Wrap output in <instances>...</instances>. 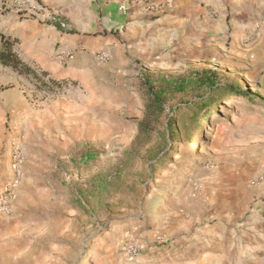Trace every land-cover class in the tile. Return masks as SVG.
Instances as JSON below:
<instances>
[{
    "label": "rangeland",
    "instance_id": "1",
    "mask_svg": "<svg viewBox=\"0 0 264 264\" xmlns=\"http://www.w3.org/2000/svg\"><path fill=\"white\" fill-rule=\"evenodd\" d=\"M34 3L49 11L85 7L77 0H0V18L32 16ZM229 42L167 67L117 73L105 91L80 84L43 95L30 79L0 69V191L13 150L24 155L11 212L0 213V264H264V73L233 54ZM201 69L248 90L254 104L226 101L203 135L166 159L171 146L155 139L128 158L142 116L141 74ZM191 96L176 95L167 107ZM86 148L98 158L82 162ZM159 157L165 160L155 166ZM128 243L140 247L133 259L122 254Z\"/></svg>",
    "mask_w": 264,
    "mask_h": 264
},
{
    "label": "crops",
    "instance_id": "2",
    "mask_svg": "<svg viewBox=\"0 0 264 264\" xmlns=\"http://www.w3.org/2000/svg\"><path fill=\"white\" fill-rule=\"evenodd\" d=\"M128 1L126 14L117 10L121 0H77L85 7L72 11L63 5L50 11L46 7L44 14L24 18L12 11L0 18V31L18 39L17 53L23 61L54 80L75 81L74 88L81 84L105 91L108 80L118 81L117 73L187 61L194 51L227 39L238 50L233 54L261 65L264 73V0H171L157 15L145 13L144 6L164 0ZM47 14L58 16L67 28L52 25ZM257 22L263 23L261 30L249 44L243 43L244 30ZM58 47L73 52L66 64L54 57ZM165 47H172L169 57L158 55ZM102 50L110 54L103 63L92 55Z\"/></svg>",
    "mask_w": 264,
    "mask_h": 264
},
{
    "label": "trees",
    "instance_id": "3",
    "mask_svg": "<svg viewBox=\"0 0 264 264\" xmlns=\"http://www.w3.org/2000/svg\"><path fill=\"white\" fill-rule=\"evenodd\" d=\"M18 44L17 38L0 31V69H7L19 77L30 79L43 95H60L66 92L69 85L76 84L75 81L49 78L45 71L23 61L17 53ZM141 78L139 91L142 116L136 124L134 139L127 150L128 158L133 156L132 152L136 147H144L155 139L157 146L161 145L166 149L171 146L170 152L164 156L166 159L176 153L177 147L193 143L197 133L203 135L210 116H220L219 111L226 101L236 99L254 104L256 100L255 95L234 81L223 82L228 78L211 69L191 70L179 77L142 73ZM189 94L193 96L185 103L167 107L174 96ZM96 158L98 153L86 148L80 160L89 163ZM161 159L163 158L155 159V166L163 164L160 163Z\"/></svg>",
    "mask_w": 264,
    "mask_h": 264
},
{
    "label": "built area",
    "instance_id": "4",
    "mask_svg": "<svg viewBox=\"0 0 264 264\" xmlns=\"http://www.w3.org/2000/svg\"><path fill=\"white\" fill-rule=\"evenodd\" d=\"M123 1L124 0H121L122 3L118 6L117 10L122 14H126L130 8L128 3L129 1L125 0V3ZM170 1L171 0H164L163 2L157 4L146 3L143 11L152 15L160 14L169 7ZM27 13L31 15L44 14V9L41 5L39 6L38 4L34 3L27 9ZM46 17L48 21H51L50 23H52V25L58 26L60 30H65L67 28L66 22L60 19L58 16L47 14ZM262 26L263 23L257 22L251 27L245 29L242 36L243 43L249 44L261 30ZM92 55L93 58L102 63L106 62L110 58V54L106 50L94 52ZM54 57L59 64H66L73 57V52L68 49L58 47L55 50ZM65 91L67 92V90ZM11 157V177L0 192V213L5 215H9L11 212V205L14 200L15 191L23 175L24 155L22 150L19 148L14 149ZM121 250L124 257L133 259L138 256L140 247L135 244L128 243L125 244Z\"/></svg>",
    "mask_w": 264,
    "mask_h": 264
}]
</instances>
